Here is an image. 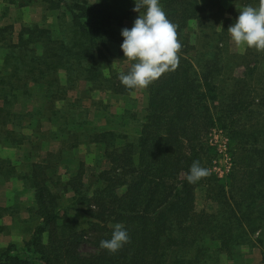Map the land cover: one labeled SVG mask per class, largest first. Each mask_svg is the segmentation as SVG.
<instances>
[{"label": "trees", "instance_id": "16d2710c", "mask_svg": "<svg viewBox=\"0 0 264 264\" xmlns=\"http://www.w3.org/2000/svg\"><path fill=\"white\" fill-rule=\"evenodd\" d=\"M3 1L17 9L41 2L49 11H60L70 27L68 34L62 31L55 38L48 28L25 24L13 42V26H0V44L11 42L5 46L0 64V102L4 108L11 104V114L2 116L0 111V121L11 123V132L6 133L11 148L27 145L29 137L20 130L33 126L28 115L13 111L14 101L39 94L52 102L75 81L116 94L134 90L119 79L133 64L124 57L119 31L129 12H113L108 5L90 0ZM162 3L176 26L179 63L147 87V116L136 145L116 148L114 134L99 135L94 142L105 143L110 168L99 169L93 177L97 189L92 193L89 187L85 189L80 183L82 171L64 186L65 192L74 195L70 206L82 207L91 217L89 228L67 232L66 224L61 225L63 209H57L59 196L52 190L56 185L46 179L50 167L33 162L23 177L32 185L37 224L23 245L11 244L0 252V264H201L205 250L200 240L207 235L221 254L254 244L264 248V109H256L255 99L249 102L251 94L244 90L224 93L219 87L225 53L231 69L245 66L234 63L237 56L227 48L229 27L217 33L218 40L211 39L215 41L211 57L203 58L202 65L195 64L190 57L194 45L185 29L190 21L199 19V0ZM233 23L231 20L229 26ZM111 44L119 45L120 62H130L126 71H113L106 63L105 51ZM259 95L263 102L264 90ZM220 131L228 141L231 160L225 180L214 171L218 147L213 135ZM194 161L209 174L190 183L187 176ZM200 188L218 204L216 214L197 212L196 191ZM117 223L124 225L129 242L110 253L100 242L111 238ZM88 233L94 234L90 242L94 252L84 255L80 249ZM256 234L258 238L253 240Z\"/></svg>", "mask_w": 264, "mask_h": 264}, {"label": "rangeland", "instance_id": "374dc122", "mask_svg": "<svg viewBox=\"0 0 264 264\" xmlns=\"http://www.w3.org/2000/svg\"><path fill=\"white\" fill-rule=\"evenodd\" d=\"M90 1L92 4H106L113 12L123 10L130 13V17L120 28V33L124 28L131 29L139 16V13L133 11L134 0ZM199 3L202 7V11L198 15L199 19L190 21L185 29V35L188 36L190 45H194L190 57L194 59L195 64L198 62L201 64L203 58L211 57L215 43L211 39H219L217 33L225 32V28L230 27L231 20L235 22L239 10L244 6H258L259 0H199ZM160 5L164 8L162 0H160ZM25 24L48 28L55 38L60 37L62 33L68 34L70 29L68 18L63 16L60 11L47 10V6L41 2L24 9H17L0 0V26L4 28L13 26V42H16L17 35ZM10 44L11 42L0 44V64L6 52L5 46ZM227 48L230 54L237 56L234 63L239 61L241 65L245 66L231 69L230 65L228 67V62H232L225 53L221 61L225 70L219 78L220 89L224 93L235 91L240 93L244 90L249 95L251 94L252 100H248L249 102L252 103L255 99L256 106L254 107L256 109L259 107L264 109V101L260 102L262 98L259 95L264 90V50L258 51L247 46H237L231 40L230 35ZM105 52L108 59L106 63L111 66L113 71L120 68L124 72L130 68L129 61L120 62L119 60V45L111 44L108 51ZM240 56L243 59H239ZM231 70L230 75L226 74ZM64 75H61V83L65 85ZM256 89L258 92L255 91ZM147 93L148 89L143 88L116 94L112 91H105L104 87L95 89L84 81H75L72 88H66L61 98H56L52 102L39 94L35 95V98L33 96L14 101L15 110L13 111L28 115L27 121L33 122V126L32 129H28L27 125L24 130L21 128L20 132L29 137L27 138L29 142L18 149L21 151L19 153L17 149L11 148V139H6V133L11 132V123L0 121V185L2 186L0 187V224L4 222L9 227L11 216L23 212L24 205L17 204L19 202L15 204L16 199L21 198H17L20 192L29 196L28 201H33L34 192L31 182L24 180L23 175H28L30 172V163L40 160L50 167L47 169L46 179L56 185L52 190L55 195L59 196L57 209H63L61 225L62 223L66 224L63 226L67 227V232L87 230L92 219L81 210L82 207L70 206L74 195L65 192V183L82 171L83 177L80 183L85 184V189L88 187L92 189L89 191L90 193L97 189H95L96 181L93 177L99 169L108 170L110 163L106 156L105 143H96L94 139L104 133H112L115 135L114 145L116 148L125 144L136 145L147 116ZM0 111H3L2 116L11 114V104L4 108L0 102ZM51 119H53V123L48 122ZM213 140L218 147V158L214 171L225 180L231 168L228 141L221 131L214 133ZM112 150L114 148H110L109 151ZM27 152H31L29 159L26 163L20 164L16 158L23 157L25 153L29 154ZM11 162L14 164L13 166H11ZM11 193H13L14 202L11 201ZM196 195L197 212L205 211L208 214L218 212V204L208 197L203 188L198 189ZM25 199L24 197L23 200L25 201ZM12 204L15 215L11 214ZM33 207L25 208L28 210L26 213L30 214V218L26 219L29 224H27L26 241L30 237L29 232L32 233L37 224L34 220L36 218L33 215ZM19 218L16 216L15 222L20 220ZM29 227L31 231L28 229ZM93 235L92 233L87 234L86 243L80 249L82 254L94 252V248L90 244L93 241ZM11 238V231L7 233L1 231L0 252L11 245ZM257 238L258 234L253 236V240ZM200 247L205 250L200 256L201 264H264V248L258 244L251 247L241 246L232 253L221 254L218 252L215 242H212L210 236L207 235L200 240Z\"/></svg>", "mask_w": 264, "mask_h": 264}, {"label": "clouds", "instance_id": "9594fccd", "mask_svg": "<svg viewBox=\"0 0 264 264\" xmlns=\"http://www.w3.org/2000/svg\"><path fill=\"white\" fill-rule=\"evenodd\" d=\"M134 12L139 13L131 29L121 31V49L132 67L119 79L127 89H143L157 81L163 74L174 71L179 63L181 45L177 39L176 26L170 22L160 5V0H134ZM231 40L237 46L264 50V0L258 6H244L238 18L228 28ZM209 174L199 161H194L187 179L196 183ZM110 239L100 242V247L115 253L129 242L124 225L117 223Z\"/></svg>", "mask_w": 264, "mask_h": 264}, {"label": "crops", "instance_id": "0c3cea01", "mask_svg": "<svg viewBox=\"0 0 264 264\" xmlns=\"http://www.w3.org/2000/svg\"><path fill=\"white\" fill-rule=\"evenodd\" d=\"M17 151H19V150L17 149ZM20 152L21 151H19V153ZM12 154H11V156H12ZM16 159L18 160V162L20 164H24V163H26L27 159H29V158L26 157V153H25V155H23V157L16 158ZM36 163H41V161L40 160L39 161H36ZM30 164L32 165V163H30ZM23 176H25V175H23ZM1 184H3V183L1 182ZM0 187H2V186L0 185ZM11 196H12L11 197V201H13V193H11ZM19 197H21V198H19ZM22 197L23 198L24 197L26 198L25 201L23 200ZM28 197L29 196H26V193H23L22 194L20 192L18 194V196H17V198H19V199H16L15 204H16V202H19L17 204H20V205L23 204L25 208H28L30 206L31 207L34 206V201H32V202L30 200L28 201V199H27ZM26 203H27V205H26ZM13 204L11 205V214H14ZM25 208H24L23 212H18L17 215L14 214L15 216H11V225L9 227H7L6 223H4V222L2 224H0V233H1V231L2 232H5V233H7L8 231H11V237H12L11 238V244L23 245L24 242L26 241L25 238H26L27 224H28V222L26 221V219H29L30 218V214H29V212L26 213V211H28V210H26ZM16 216H18V218L20 217L19 218L20 220H18V221L15 222V217ZM28 229L31 231L30 227ZM29 234L31 235L32 233L29 232Z\"/></svg>", "mask_w": 264, "mask_h": 264}]
</instances>
